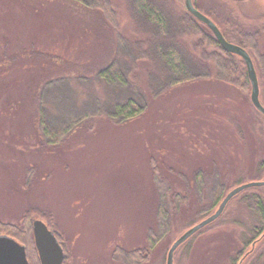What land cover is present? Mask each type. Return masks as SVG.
I'll list each match as a JSON object with an SVG mask.
<instances>
[{"label": "rangeland", "instance_id": "obj_1", "mask_svg": "<svg viewBox=\"0 0 264 264\" xmlns=\"http://www.w3.org/2000/svg\"><path fill=\"white\" fill-rule=\"evenodd\" d=\"M61 1L0 0V61L18 55L13 66L7 59L0 67V219L18 223L29 207L50 212L68 238L72 264H116L113 249L144 245L155 220L150 155L185 172L216 164L230 181L260 175L264 118L245 107L249 134L256 139L251 151V140L237 139L224 115L226 97L236 88L211 77L167 88L142 114L121 123L100 120L92 129L78 130L61 148L41 145L31 96L43 76L57 68L32 59V50L81 63L98 58L102 47L92 29V11ZM114 1L122 24L130 27L128 1ZM195 2L221 21L251 30L264 26V0ZM169 5L176 16L186 12L182 0ZM245 204L233 200L209 229L181 243L174 264H231L255 221ZM185 212L142 264H166L173 237L198 219L193 204ZM260 257L264 264V249Z\"/></svg>", "mask_w": 264, "mask_h": 264}, {"label": "trees", "instance_id": "obj_2", "mask_svg": "<svg viewBox=\"0 0 264 264\" xmlns=\"http://www.w3.org/2000/svg\"><path fill=\"white\" fill-rule=\"evenodd\" d=\"M69 1L94 14L92 29L102 39L99 44L101 54L94 60L80 63L54 53L32 50V59L57 68L56 72L43 76L31 96L41 145L61 148L75 132L92 129L100 120L118 124L142 114L154 97L171 86L215 77L236 88L231 96L226 97L228 112L224 115L234 126L237 139L239 136L246 143L251 140L247 146L252 151L256 139L249 134L245 107L248 105L263 118L264 115L251 102L246 64L240 56L227 51L219 43L210 27L188 10L185 0L182 1L186 12L182 16L171 12L169 4L172 0H127L132 17L130 27L122 24L120 6L114 0ZM208 16L229 41L240 44L251 54L259 79L260 99L264 104V46L261 45L264 26L251 30L233 20L221 21L214 14ZM196 32L200 33L198 39L192 42L185 39ZM6 56L0 61L1 68L8 60L13 66L18 58L16 54ZM148 161L154 184L155 220L146 233L144 245L133 248L118 245L113 249L112 258L116 264H142L148 260L154 247L173 230L177 215L189 211L192 204L196 207L198 219L189 226L212 213L234 186L264 179L262 173L230 181L216 164L185 172L171 165L163 166L154 154ZM251 167L248 165V173ZM31 170L29 168L30 175ZM236 199L246 203L255 221L248 232L249 237L236 248L231 264H261L264 185L240 191L227 203L223 214ZM36 216L47 223L63 246L65 257L62 264H72L68 238L50 212L29 207L18 223L0 219V234H8L25 244L30 264H41L33 236L32 221ZM213 224L204 226L188 240L201 235ZM175 239L173 237L168 248ZM254 241L256 243L252 246ZM251 248L252 251L244 257Z\"/></svg>", "mask_w": 264, "mask_h": 264}, {"label": "water", "instance_id": "obj_3", "mask_svg": "<svg viewBox=\"0 0 264 264\" xmlns=\"http://www.w3.org/2000/svg\"><path fill=\"white\" fill-rule=\"evenodd\" d=\"M186 6L188 10L199 20L205 23L210 27L215 37L219 41V43L229 52L237 54L240 56L247 68L248 78L251 83V102L254 107L264 115V104L260 99V86L259 79L257 75V71L255 68V64L253 58L249 51L237 44L235 42L229 41L220 27L216 24V22L209 17L207 14L198 9L193 0H185ZM264 185V179H254L249 180L243 183H240L230 189L223 199L219 202L215 210L199 220L198 222L192 224L188 228H186L171 244L168 250L166 264H174V252L176 248L188 240L193 234H195L198 230L208 225L217 219L222 212L224 211L227 203L231 200L233 196L238 194L240 191L247 187L251 186H259ZM33 226V235L36 249L38 251L39 259L41 264H62L65 253L63 246L59 242L55 233L49 228L47 223L41 218H34L32 221ZM264 235V234H263ZM256 241L252 243L254 246ZM253 248L248 250L244 257L248 255L249 252L252 251ZM243 259H241L242 261ZM0 264H30L29 259L27 257L26 246L23 243H20L14 237L8 234H0Z\"/></svg>", "mask_w": 264, "mask_h": 264}]
</instances>
